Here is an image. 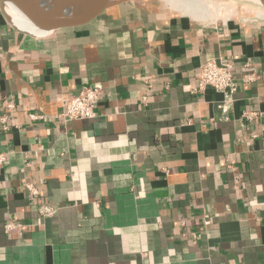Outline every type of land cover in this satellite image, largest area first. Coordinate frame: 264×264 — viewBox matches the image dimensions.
<instances>
[{
  "label": "crops",
  "instance_id": "obj_1",
  "mask_svg": "<svg viewBox=\"0 0 264 264\" xmlns=\"http://www.w3.org/2000/svg\"><path fill=\"white\" fill-rule=\"evenodd\" d=\"M119 1L46 36L0 11V264H264V16L202 23ZM219 59L229 104L194 88ZM88 85L94 118L62 124L63 98Z\"/></svg>",
  "mask_w": 264,
  "mask_h": 264
},
{
  "label": "built area",
  "instance_id": "obj_2",
  "mask_svg": "<svg viewBox=\"0 0 264 264\" xmlns=\"http://www.w3.org/2000/svg\"><path fill=\"white\" fill-rule=\"evenodd\" d=\"M245 68L248 70L243 75L245 82H252L256 79V74L250 69L249 64H245ZM195 90L202 91L206 88H212L213 90L222 92L224 95V102L229 104L233 101V95L236 93V86L234 84V72L232 63L224 60H209L200 66L199 74L197 76ZM100 101V88L96 86H83L79 92L75 95L66 96L61 102V110L59 113V120L62 124L67 125L73 121L91 120L94 118L95 110L98 107ZM13 102L7 104L9 113L14 110ZM260 113L254 110H249L242 113V118L246 121H252L259 118ZM31 120H40L42 116L34 113L29 114ZM7 116L0 117V130L6 132L9 127L6 124ZM6 154L0 153V170L6 163ZM28 194L33 197L37 195L36 188L31 184H26ZM40 212L43 215H50L52 212L49 208L42 207ZM204 225L209 224L208 216H204ZM14 228L13 224H7L5 226L6 232L11 231Z\"/></svg>",
  "mask_w": 264,
  "mask_h": 264
},
{
  "label": "water",
  "instance_id": "obj_3",
  "mask_svg": "<svg viewBox=\"0 0 264 264\" xmlns=\"http://www.w3.org/2000/svg\"><path fill=\"white\" fill-rule=\"evenodd\" d=\"M72 4L73 14H64L67 4L57 2L51 6L50 0H0V11L6 22L19 32L31 36H46L54 32L77 28L88 24L112 5L119 4V0H65ZM264 11V0H258ZM13 6L19 13L29 20L32 29L24 30L16 27L8 15L7 6ZM46 7V8H45Z\"/></svg>",
  "mask_w": 264,
  "mask_h": 264
},
{
  "label": "bare ground",
  "instance_id": "obj_4",
  "mask_svg": "<svg viewBox=\"0 0 264 264\" xmlns=\"http://www.w3.org/2000/svg\"><path fill=\"white\" fill-rule=\"evenodd\" d=\"M166 2V0H164ZM257 1V0H256ZM57 2L61 4H67V1L65 0H50V4L48 5H41V6H51L53 4H56ZM169 5H173V7H176L179 11H182L181 13H184L186 15H189L193 19H202L207 20L208 18H214L216 14H218L221 11V6L217 5L212 1L208 0H167ZM45 7V8H46ZM171 7V6H170ZM225 11L230 14L231 9L228 7H225ZM7 11L9 12L11 18L15 22V24L20 28L24 30H30L32 29L29 25L30 21L26 20L19 11L14 8L13 6L9 5L7 6ZM223 10V9H222ZM257 12V11H256ZM259 12V11H258ZM262 12V11H261ZM180 13V12H179ZM65 15L72 16L73 14V6L72 4H67L64 11ZM259 15V13H257ZM264 15V13H263ZM212 21V20H211ZM215 22V21H214Z\"/></svg>",
  "mask_w": 264,
  "mask_h": 264
},
{
  "label": "rangeland",
  "instance_id": "obj_5",
  "mask_svg": "<svg viewBox=\"0 0 264 264\" xmlns=\"http://www.w3.org/2000/svg\"><path fill=\"white\" fill-rule=\"evenodd\" d=\"M208 1H212L217 4L220 5L221 11L216 14V16L214 18H208L207 20H202V19H193L191 18L189 15H186L184 13H181L182 11H179L176 7H173V5H169V3L161 0V2L166 5L167 7H169L170 9L174 10L175 12L186 16L188 18H191L195 21L198 22H202V23H214V21H218L219 19H225V18H230V17H239V16H248V15H254L260 12V14L263 15L264 11L261 7V5L259 4V1L257 0H208ZM171 6V7H170ZM225 7H228L231 9L230 14H228L225 10ZM223 9V10H222ZM257 11V12H256ZM259 11V12H258ZM262 11V12H261ZM264 16V15H263ZM212 20V21H211Z\"/></svg>",
  "mask_w": 264,
  "mask_h": 264
}]
</instances>
